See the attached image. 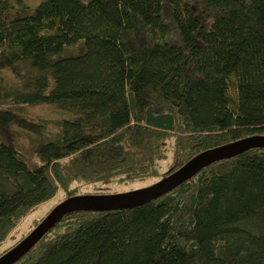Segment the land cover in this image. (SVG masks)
<instances>
[{
  "label": "trees",
  "instance_id": "1",
  "mask_svg": "<svg viewBox=\"0 0 264 264\" xmlns=\"http://www.w3.org/2000/svg\"><path fill=\"white\" fill-rule=\"evenodd\" d=\"M257 135L264 0H0V243L60 188L110 194ZM13 264H264V148L143 204L72 211Z\"/></svg>",
  "mask_w": 264,
  "mask_h": 264
},
{
  "label": "water",
  "instance_id": "2",
  "mask_svg": "<svg viewBox=\"0 0 264 264\" xmlns=\"http://www.w3.org/2000/svg\"><path fill=\"white\" fill-rule=\"evenodd\" d=\"M264 148V136H250L212 148L194 157L175 173L161 179L155 185L125 194H84L70 197L59 204L20 243L0 257V264H13L35 246L38 240L51 230L66 214L76 210L108 211L132 207L149 202L173 190L209 164L229 159L252 148Z\"/></svg>",
  "mask_w": 264,
  "mask_h": 264
},
{
  "label": "rangeland",
  "instance_id": "3",
  "mask_svg": "<svg viewBox=\"0 0 264 264\" xmlns=\"http://www.w3.org/2000/svg\"><path fill=\"white\" fill-rule=\"evenodd\" d=\"M26 3L32 7H36L39 3V0H26ZM30 113L32 116L54 118L62 112L54 109L52 106L39 105L31 108ZM167 155V158L160 161L159 170L161 172L165 171L166 167H169L170 163L172 162L173 149H170ZM160 180L161 178L154 176L141 179L138 178L134 180L112 183L102 189L109 191L108 193L110 194H125L149 188L155 185ZM101 187V185H87L84 186V189L81 192H93V190H96V188ZM60 189L53 198L37 205L25 217H23V219L13 228L6 239L0 243V253L6 248L16 244L21 238L26 235L29 230L33 229V227L37 222H39V220H41V218L45 217L47 214L52 212V210H54L59 204L65 201L66 193ZM81 194L84 195V193H80V195Z\"/></svg>",
  "mask_w": 264,
  "mask_h": 264
}]
</instances>
